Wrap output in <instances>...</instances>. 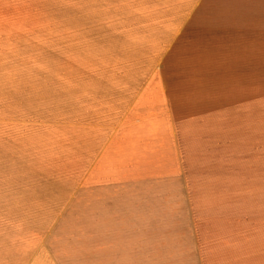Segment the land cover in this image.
<instances>
[{"label":"crops","instance_id":"1","mask_svg":"<svg viewBox=\"0 0 264 264\" xmlns=\"http://www.w3.org/2000/svg\"><path fill=\"white\" fill-rule=\"evenodd\" d=\"M112 7L117 52L72 84L60 164L19 209L85 232L94 264H264V0Z\"/></svg>","mask_w":264,"mask_h":264},{"label":"rangeland","instance_id":"2","mask_svg":"<svg viewBox=\"0 0 264 264\" xmlns=\"http://www.w3.org/2000/svg\"><path fill=\"white\" fill-rule=\"evenodd\" d=\"M116 2L0 0V264H94L93 246L79 245L85 232H62L60 216L53 226L19 206L39 201L46 164H60L72 84L117 52L109 33ZM261 96L264 138V86Z\"/></svg>","mask_w":264,"mask_h":264}]
</instances>
